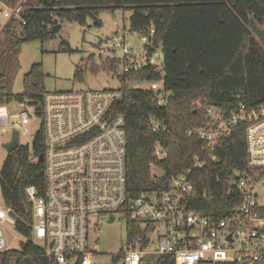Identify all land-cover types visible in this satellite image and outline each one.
Returning a JSON list of instances; mask_svg holds the SVG:
<instances>
[{
    "label": "trees",
    "instance_id": "obj_1",
    "mask_svg": "<svg viewBox=\"0 0 264 264\" xmlns=\"http://www.w3.org/2000/svg\"><path fill=\"white\" fill-rule=\"evenodd\" d=\"M10 9L21 6L17 16L2 24L0 38V105L24 102L39 116L45 93V72L41 63L33 64L23 75V89L12 93L13 75L20 68L19 54L24 43L42 44L62 29V21L81 26L87 20L101 25L103 11L129 9V31L147 36L143 47L147 55L160 51L162 69L146 65L126 73L119 71L120 58L101 57L102 69L117 74L120 96L114 113L124 117L126 129V181L128 197L142 192L166 189L169 178L183 174L193 166L192 158L200 155L205 143L193 132L205 122L209 108L225 114L239 105L247 108L264 103V37L250 30L251 19L264 29V0H0ZM72 52L68 43L61 42ZM91 69L94 65H91ZM85 68L74 69V79H84ZM164 80L172 91L168 103L160 108L149 88H133L138 83ZM156 118L163 129L153 131L148 117ZM246 124L238 123L218 140L216 160L202 155L203 165L188 176L192 191L187 208L199 215L221 218L242 200L235 190L237 173L248 174L245 142ZM45 137L41 128L34 136L31 149L19 145L7 154L0 169L2 203L12 209L15 228L29 237L33 224V205L26 188L33 187L37 198L45 194ZM160 144L166 157L156 160L154 146ZM156 165L160 176H153ZM264 213V210H263ZM154 228L127 216V242L148 236ZM142 246H145L144 243ZM117 255L115 260H121ZM148 264H174L171 255L150 254ZM0 264H49L46 255L30 243L0 254Z\"/></svg>",
    "mask_w": 264,
    "mask_h": 264
},
{
    "label": "built area",
    "instance_id": "obj_2",
    "mask_svg": "<svg viewBox=\"0 0 264 264\" xmlns=\"http://www.w3.org/2000/svg\"><path fill=\"white\" fill-rule=\"evenodd\" d=\"M20 9L18 5L4 11L3 16L6 20L15 17ZM138 37L143 45L148 42L147 36ZM102 48L110 53L120 51V72L150 65L163 74L160 51L147 55L143 46L137 51L125 43L118 31L102 43ZM104 85L92 91L46 92L39 116L24 102L11 101L18 106L12 113L6 109L11 102L0 105V135L7 130L28 135L29 126L38 120L46 148L44 197L37 198L33 187L26 188L33 205L31 235L27 237L15 228L12 209L3 204L0 254L30 243L46 255L49 264H92L96 254L90 249L89 234L96 235L104 221L113 224L119 215L125 221L127 216L138 219L144 227L149 222L154 224L148 236L126 242L124 250L117 254L122 255L121 264H148L145 259L150 254H169L174 264H264V103L251 109L241 104L228 114L209 108L205 122L193 131L205 146L200 155L192 158V168L171 176L166 189L129 198L125 122L113 110L120 92ZM149 89L160 108L172 95L163 79L149 82ZM147 123L153 131L163 129L153 116ZM238 123L246 124L249 171L245 177L236 175L234 188L242 196L241 202L221 218L188 210L186 201L192 191L188 176L202 167V155L216 160L219 138ZM166 155V150L155 144V159H165ZM110 216L113 222H109ZM157 226L162 228L158 243L149 249L151 233ZM14 235L24 238V244Z\"/></svg>",
    "mask_w": 264,
    "mask_h": 264
},
{
    "label": "rangeland",
    "instance_id": "obj_3",
    "mask_svg": "<svg viewBox=\"0 0 264 264\" xmlns=\"http://www.w3.org/2000/svg\"><path fill=\"white\" fill-rule=\"evenodd\" d=\"M9 9L0 3V34L2 24L6 21L3 12L10 11ZM130 14L131 11L129 9L124 11L117 9L113 12L109 10L103 11L98 15V20L101 21L100 26H96L91 19L87 20L84 26L76 22L62 21V29L54 39H50L43 44L38 40L24 43L19 54L20 68L12 79V93L14 95L20 94L23 89V75L29 71L33 64L37 63H41L43 66L47 92L100 90L104 84L113 89H118L120 82L117 74L110 70L108 72L102 69L100 61L101 57L115 56L121 58V53L118 49H115L112 53L104 51L102 43H105L110 36L118 31V34L123 36L128 46H135L137 51L142 48L143 43L138 35L129 31L128 17ZM63 40L68 43L72 52L64 49L65 47L61 44ZM91 65H94L93 69L90 68ZM77 66L85 68L82 81L74 79V69ZM119 70H121L120 64ZM130 86L145 89L149 88V82L138 83L132 81ZM16 108L18 106L12 102L6 104V109L9 110V113H12ZM38 127L39 121H33L29 126L28 135H19L18 144L21 146L25 145L31 149V143L38 131ZM10 137L11 131L9 130L0 135V169L7 155L2 145L7 143ZM151 173L153 176L161 175L160 169L154 165L151 166ZM2 205L0 196V206ZM116 217L113 224H108L104 221L96 235L89 234L90 249L96 254L91 258L92 264H121V261L115 260V258L121 250H124L127 242L126 221L119 215H116ZM161 229L160 226H157L151 233V246L149 249L154 248L158 243ZM14 238L20 240L23 244L25 242L24 238L16 235H14ZM20 247L21 244L18 245V248Z\"/></svg>",
    "mask_w": 264,
    "mask_h": 264
},
{
    "label": "water",
    "instance_id": "obj_4",
    "mask_svg": "<svg viewBox=\"0 0 264 264\" xmlns=\"http://www.w3.org/2000/svg\"><path fill=\"white\" fill-rule=\"evenodd\" d=\"M249 27L250 30L253 32V34H255L259 39H262L264 37V29L260 28L253 19L250 20ZM103 87H106V85H104ZM18 139H19L18 133L13 132L11 134L10 140L2 145V148L6 150L7 154L18 149L19 147ZM240 176L245 177L244 174H241ZM109 218H110L109 222H113L114 217L110 216Z\"/></svg>",
    "mask_w": 264,
    "mask_h": 264
}]
</instances>
